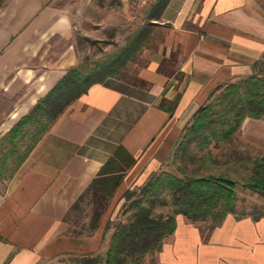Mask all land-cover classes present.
Returning a JSON list of instances; mask_svg holds the SVG:
<instances>
[{"label":"crops","instance_id":"0c3cea01","mask_svg":"<svg viewBox=\"0 0 264 264\" xmlns=\"http://www.w3.org/2000/svg\"><path fill=\"white\" fill-rule=\"evenodd\" d=\"M104 1L0 0V136L66 69L99 58L82 50H101L107 37L80 22L106 10ZM153 1L138 17L147 16ZM150 20L160 36L140 49L139 79L108 74L92 82L25 158L0 174V264H66L64 254L103 252L111 231L106 223L115 218L124 190L172 169L180 133L216 85L264 67V0H166ZM87 37L98 38L99 46ZM240 128L264 138L262 118L245 116ZM118 144L133 162L96 227L72 232L66 212ZM175 222L144 264H264V216L227 212L207 239L183 213Z\"/></svg>","mask_w":264,"mask_h":264},{"label":"trees","instance_id":"16d2710c","mask_svg":"<svg viewBox=\"0 0 264 264\" xmlns=\"http://www.w3.org/2000/svg\"><path fill=\"white\" fill-rule=\"evenodd\" d=\"M165 2L154 0L148 7L147 16L125 36L122 44L102 57L88 63L81 61L66 69L19 116L0 136V139L7 141L5 151L0 155V174L9 163L15 166L19 164L55 118L92 82L102 80L108 74L130 77L136 81L139 79L136 74H126L123 69L150 42L157 25L150 18L159 15ZM87 38L90 43L99 46L98 38ZM101 40L111 42L112 39ZM210 95L213 96L212 102L201 104L194 112L193 120L186 123L180 133L174 150V155L179 158H194L190 146L193 141L199 147H206L211 142L212 147H218L235 136L245 116L264 117V67L260 71L219 83ZM206 148L212 165L227 162V154H232V158L238 154L235 148L227 150L226 145L222 150L218 148L222 151L218 155L213 151L211 153L209 146ZM221 156H225L223 161L219 160ZM133 160V155L122 144L116 145L66 212L65 218L69 220L70 211L85 195L89 196V217L76 227L68 226L72 232H89L96 227L109 197ZM250 167L251 177L243 184L257 192L264 201V155L253 156ZM183 168L182 164L177 165V171L162 168L152 172L140 185L126 188L115 218L106 223L105 228H111V231L105 250L73 255L71 264H144L146 260L154 259L165 236L174 230L177 212L196 223L206 236L227 212L235 210L236 203L239 204L237 178L224 172L188 173ZM165 205H170V208L165 211L158 209Z\"/></svg>","mask_w":264,"mask_h":264},{"label":"rangeland","instance_id":"374dc122","mask_svg":"<svg viewBox=\"0 0 264 264\" xmlns=\"http://www.w3.org/2000/svg\"><path fill=\"white\" fill-rule=\"evenodd\" d=\"M149 0H129L128 2H121L118 0H105L101 4L105 6L106 10H94L91 11L93 15L90 19H84L80 22L81 25L85 26L89 30H93V34L98 37H107L112 39L111 42H100L102 49L96 50L95 45H90L88 48L82 50V56L84 54L89 55L92 58L102 57L106 52H109L115 49L118 45L122 44L125 40V36L137 26L138 23L142 20L141 17H138L141 13V9L148 3ZM101 2V0H100ZM113 4V8L109 7V4ZM130 12H136L137 17H129ZM103 14V15H102ZM103 16V17H102ZM78 20V19H77ZM101 21L99 26L97 25L96 29H90L92 21ZM76 21V20H75ZM96 27V26H95ZM156 27V26H155ZM159 28L153 33L152 40L160 36L158 32ZM91 36V35H90ZM115 40V42H113ZM142 51V50H141ZM139 50L134 59L129 60L128 65L123 69L126 74L132 75L144 61L145 53L141 54ZM212 95L206 100V102H212ZM194 118V114L191 115L189 122ZM264 120V117H261ZM7 145L6 140L0 139V155L5 151ZM224 145L228 146L227 150H237L238 154L236 157L232 158V154H227V162H220L219 164L212 165V161H209L207 157V146L210 147L211 153H216L217 155L222 152L219 151L224 148ZM176 146V144H175ZM174 146V150H175ZM192 151L194 152V158H179L177 155H174V150L171 156V165L172 170L177 171L176 167L178 164L183 165L185 172H196V173H206V172H224L230 176L237 178L236 191L238 193V203H236L235 210L233 213L236 217L249 216L252 219H258L259 217L264 216V201L259 196V194L251 190L247 185L243 184V181L248 180L251 177V161L255 155H264V138L255 136L254 134H249L243 132L241 128L235 133V136L231 138L228 142H223L218 147H212V142L208 143L206 147H199L197 142H191ZM223 146V148L221 147ZM221 147V148H220ZM219 148V149H218ZM238 155V156H237ZM220 161H223L225 156L219 157ZM10 159V158H9ZM16 167L15 164L9 163L7 167V172ZM170 169V168H169ZM6 173V172H5ZM242 204V205H240ZM244 204V205H243ZM170 208V205L161 206L158 209H163V211ZM91 210V203L89 202V196L85 195L79 202L78 205L73 208L69 213V223L71 227H76L81 222H85ZM201 232V230H200ZM203 232H201L202 234ZM209 234V233H208ZM208 234H202L204 239H207ZM64 257L67 258L66 264H71L72 254H64Z\"/></svg>","mask_w":264,"mask_h":264}]
</instances>
